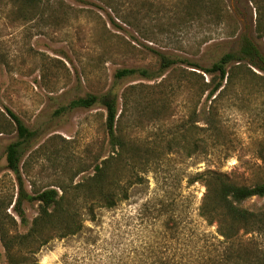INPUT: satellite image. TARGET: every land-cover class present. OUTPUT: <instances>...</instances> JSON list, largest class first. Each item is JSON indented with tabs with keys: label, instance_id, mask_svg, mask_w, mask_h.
I'll use <instances>...</instances> for the list:
<instances>
[{
	"label": "rangeland",
	"instance_id": "rangeland-1",
	"mask_svg": "<svg viewBox=\"0 0 264 264\" xmlns=\"http://www.w3.org/2000/svg\"><path fill=\"white\" fill-rule=\"evenodd\" d=\"M51 2L61 8L24 17L0 0V195L17 192L6 167V149L17 141L6 109L36 134L19 155L28 194L71 188L108 157L104 109L67 110L78 98L124 93L128 107L119 101L118 133L150 155L117 162L115 190H127V199L96 209L79 234L50 241L34 255L37 264H201L219 255L221 239L198 216L204 187L190 181L216 171L240 185L264 182V74L251 69L257 77L240 80L214 103L217 132L210 136L196 115L204 97L190 66L210 67L236 53L244 37L264 55L258 6L251 0H208L201 7L190 0ZM160 56L186 63L163 71ZM123 69L152 77L117 79ZM263 204L253 198L242 206ZM23 210L29 222L37 215L36 203L24 202ZM7 214L18 221L11 206ZM25 230L18 224L17 233ZM0 264H6L1 244Z\"/></svg>",
	"mask_w": 264,
	"mask_h": 264
},
{
	"label": "trees",
	"instance_id": "trees-1",
	"mask_svg": "<svg viewBox=\"0 0 264 264\" xmlns=\"http://www.w3.org/2000/svg\"><path fill=\"white\" fill-rule=\"evenodd\" d=\"M207 1L190 0L192 4L200 7ZM251 1L256 5L259 3V0ZM105 3L108 4L106 1ZM53 4L51 0H9V6L24 17L27 13L53 12L61 8L60 5ZM257 6L259 17L256 31L259 39L264 40V0L261 6ZM213 14H216V17L223 15L222 7L217 4ZM159 62L163 71L177 63H186L184 60L164 56H160ZM190 68L199 72L196 74L200 78L198 89L200 98L204 97V106L196 114L199 121L205 125V128L201 129L209 132L210 136H215L217 126L213 113L214 103L240 80L257 77L251 69L264 74V55L257 44L244 37L236 53L223 55L208 68H201L196 64H192ZM200 72L209 76L207 82H204ZM190 73L195 75L194 72ZM136 74L145 78L152 77L146 70L136 69L119 70L115 77L121 79ZM119 101L122 106L128 107L126 95L123 93L119 98L112 91L101 96L88 95L68 104L67 110L89 109L97 104L104 109L109 155L94 167L92 176L71 188L57 186V189L49 188L32 194L23 189L19 155L22 145L33 139L36 134L26 128L12 111L5 110L17 135V141L6 149V167L15 176L17 192L15 198L14 195H0V244L6 264H37L34 255L50 241L79 234L85 220L94 221L96 209H112L117 202L127 199V190H115L118 179L111 169L117 162L127 159L128 155L134 159L146 158L150 152H147L146 148L140 150L130 145L124 136L118 133L122 114L121 112L118 116ZM61 110L65 111V108ZM197 181L204 187L198 216L207 226L215 228V234L223 245L219 255L204 257L201 264H264V204L255 210L242 206L250 199L264 198V182L240 185L226 174L216 171L198 174L190 183ZM24 202L37 205V215L31 222L25 216ZM10 206L18 221L7 214ZM18 224L26 228L24 233H17ZM260 238L263 240L260 241Z\"/></svg>",
	"mask_w": 264,
	"mask_h": 264
}]
</instances>
